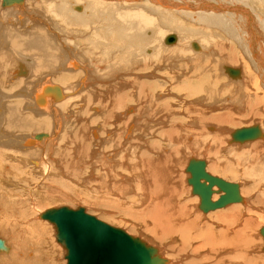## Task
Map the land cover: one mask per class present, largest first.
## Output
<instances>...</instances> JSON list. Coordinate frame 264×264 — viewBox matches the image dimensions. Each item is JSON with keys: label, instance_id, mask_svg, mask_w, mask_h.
Wrapping results in <instances>:
<instances>
[{"label": "bare ground", "instance_id": "6f19581e", "mask_svg": "<svg viewBox=\"0 0 264 264\" xmlns=\"http://www.w3.org/2000/svg\"><path fill=\"white\" fill-rule=\"evenodd\" d=\"M255 2L264 8V0H32V3L31 0H13L7 4L1 0L0 91L3 94L0 95V186L20 183L23 173L20 167L23 164L31 167L36 173L40 169L35 167L47 169V153H51L55 156L52 167L56 176H67L73 181L81 178L80 180L84 179L83 182L90 183L95 167L100 166L105 169V177H110L109 180L106 177L107 186L110 190L113 187L117 193L122 185L115 183V180L118 181L116 174L121 177L122 170L132 169L124 163L126 159H123V162L117 159L118 154L122 153V150L129 153L132 143L136 140L141 142L146 140V137L150 140L151 137L157 136L166 141V145L151 140H146L145 145H149L150 149L147 151L154 152V155L147 154L146 150V153L143 152V145L142 152L136 151L143 156L141 166L145 171L141 172V176L147 181L145 185L140 186V191L145 196L135 200L138 202L125 198L123 208L127 207L128 211L135 209V206L140 208L128 217L135 220V224L140 222L144 230L156 239H161L165 246L161 245V248L153 244L136 235L134 230L112 225L90 213L85 206H63L73 210L83 207L85 213L139 238L156 248V252L166 259L164 264H183L177 257H167L162 252L163 247L167 245L168 249V243L174 241L176 236L181 238L182 246H169V249L174 251L183 249V252L191 241L193 243V240L200 239L201 245H196L195 251L210 245L215 252L235 251V255L229 258L230 264H264V256H261L264 244H261V248L260 236L256 239L260 225L258 220H261L263 214H256L254 208L235 204L211 214V219L222 224L221 226H217L215 222L213 224L216 226L207 224L206 220L207 223H203L202 215L193 216L191 208L188 207L190 202L182 200L181 175L174 168L182 163L180 161L185 160L186 153L181 150L182 146H187L191 154H194L197 144L200 148L205 146V149L212 152L214 146L211 147V140L224 144L225 140L229 139L225 125L238 123V118L234 115L263 114L264 17L252 10ZM236 3L241 4L242 8L235 5ZM249 10L254 13V18L246 12ZM176 15L183 19L177 18ZM188 19L194 21L193 24H188ZM171 33L177 36L172 34L175 39L168 42L167 37ZM78 36L83 37H80V42L76 40ZM6 39H9V45ZM239 62L244 68L245 77L241 69L232 67L239 71L233 77L229 72L231 67H225L230 75L225 76L226 80H229L225 84L226 81L220 79L222 66L233 63L237 65ZM94 74H101L102 79L96 82ZM130 75H133L132 79H129ZM150 77L155 78L150 80ZM130 89L132 91L129 92ZM172 92L179 94L178 100L184 98L178 107L173 104L175 98L173 101L172 97H167L174 94ZM78 93L82 95L83 105H79V108L84 117L79 124L73 123V126H69L71 114L68 112H76L77 117L80 116V113L69 108L75 107L73 103L81 97L78 95L69 101L68 99L70 95ZM34 100L41 106L38 105L41 110L35 108L37 106ZM133 103H139V106L136 107ZM132 106H135L134 114H137V119L142 114L146 116L145 113L151 120L158 117L161 121L158 130L153 129L155 125L151 126V120L147 126L138 129L137 123L141 121L134 122L136 118L131 114ZM27 109L35 112L26 111ZM62 111H68L67 115L62 116V113H59ZM181 112L186 118L179 115ZM163 117L168 123L162 120ZM98 121H102V126L90 127ZM65 124L64 131L62 128ZM112 124L117 128L112 127V130L107 131L106 127ZM213 124L219 125L217 133L207 130H215ZM255 125L261 130L259 137L235 141L234 131L229 143L264 138L263 126ZM118 128L121 130L120 137L126 140L125 149H121V143L119 147L117 142V138L120 140L117 137ZM61 130L63 134L60 136ZM49 131L53 132L50 144H47L44 150L38 151L39 148L35 144L42 145L48 141L51 138ZM99 132L100 136L106 133L110 137L106 142H114L113 149L106 151L107 145L110 144L103 142L104 140L99 141L101 144L95 141L101 150L103 148L106 151V156L103 154L102 157H97L98 148L96 150L91 147L94 138L92 141L88 138V134L97 137ZM104 143L107 145L103 146ZM250 147L255 153L242 160L244 173L250 177L254 176L252 171H259L260 174L255 182L245 189L246 194L264 184V141L258 140ZM127 156L129 157V154ZM129 161L132 162L130 159ZM213 166L209 168L210 171L208 168L206 170L215 176L218 169ZM86 169L89 170V176L86 174L85 179ZM188 173L191 176V173ZM56 176L46 180L50 190L45 198L49 203L52 200H72L85 193L84 190L74 189L76 187L73 181H65ZM122 183L124 185V180ZM126 185L127 183L124 186ZM240 187L239 184L242 196L244 194ZM12 190L16 191L17 196L12 210L14 218L7 225V204L2 197L0 229L6 231L1 230L0 234L8 236L14 246L11 250L7 240L2 241L0 252L8 253L0 254V264H52L53 260L50 258L54 255L48 250L51 243L48 227L45 226L47 231L45 228L39 229L40 222L29 223L26 220L30 211L36 208V205L29 204L39 202L35 196L37 190L35 187L25 193L19 191V188ZM215 191L220 195L224 193L219 188ZM114 194L112 191V195ZM255 195L251 201L253 205L264 206V192ZM200 201V198L199 201L196 199V202ZM243 201L245 200L242 197L241 202ZM230 204L233 203L224 207ZM59 207L62 206L45 208L38 214V218L47 220L43 219L41 214L47 209ZM198 207L200 208V205ZM247 213L251 216L247 217ZM47 221L55 227V238L64 250V260L67 264V247L57 240L56 224ZM259 232L262 235L261 230ZM25 241L27 243L24 244ZM37 247L40 249L39 256H34ZM253 247L258 254L252 252L250 256L247 251ZM3 248L4 250H1Z\"/></svg>", "mask_w": 264, "mask_h": 264}, {"label": "rangeland", "instance_id": "374dc122", "mask_svg": "<svg viewBox=\"0 0 264 264\" xmlns=\"http://www.w3.org/2000/svg\"><path fill=\"white\" fill-rule=\"evenodd\" d=\"M31 3H32V0H31ZM255 5H253V11H255L256 13H259V15H261L262 17H264V8L260 7L258 2H255L254 3ZM235 5H237L238 7L242 8V5L239 4V3H236ZM0 8L2 9V6H1V0H0ZM3 8H7V7H3ZM172 8V7H171ZM252 10H249L246 11L247 13L250 14V16L252 18H254V13L251 12ZM230 12V11H229ZM253 14V15H251ZM177 18H181L183 19V17H181L180 15H176ZM194 21L188 19V24H193ZM89 33V32H88ZM174 34L176 35L175 33H171V35ZM170 35V34H169ZM177 36V35H176ZM80 37L82 36H78V38L76 40H79L80 42ZM83 38V37H82ZM7 41V44L9 45V39H6ZM99 53V52H97ZM95 55H93L94 57ZM99 56V55H98ZM234 64V63H233ZM233 64H227L225 66H222L223 67V73H221L220 75V79L226 82H224L225 84H227V82L229 80H226L225 76L226 75H229L226 70H225V67H233V68H238V69H241L242 70V75H244L245 77V71H244V68L241 64V62H239L237 65H233ZM224 65V64H223ZM177 70V69H176ZM220 72V70H219ZM24 75V74H23ZM66 76V74H64ZM131 77H129V79H132L133 78V75H130ZM230 76V75H229ZM233 77H235V75H233ZM93 78L96 82H99V80L102 79V75L101 74H94L93 75ZM144 78V76H143ZM151 79L150 80H153L155 77H150ZM223 78V79H222ZM92 79V78H91ZM157 79V78H156ZM148 80V79H146ZM56 81V80H55ZM97 85V83H96ZM132 91L131 89L129 90V92ZM174 94L172 95H169L167 96L168 98L171 99L172 97V100L173 98H175V102L173 103L174 106H177L178 107V104H180L181 102L180 101H183L182 98L178 100V97H179V94L177 95L176 92H172ZM3 93L0 91V95H2ZM51 95V94H50ZM49 95V96H50ZM75 95V96H74ZM74 95H70V98L68 99L71 100L73 98H76L78 97H81L79 98L77 101L75 100V104L73 103V105L75 107H70L69 109H72L73 111H77V113H80V116L77 117V115L75 114L76 112H68L71 114V118H70V121H68L69 123V126H73L74 124H79L80 121L83 120V117H84V113H81V109L79 108L81 105H83V102H82V95L80 93L78 94H74ZM182 96V95H181ZM166 97V98H167ZM184 99V98H183ZM62 100V99H61ZM81 100V101H80ZM190 100V98H189ZM174 101V100H173ZM74 102V101H73ZM177 102V103H176ZM34 104L35 107L37 110H41V109H38L40 108L38 105H37V102L34 100ZM135 104L136 107L139 106V103H133ZM80 105V106H79ZM135 106H132L133 108V111H131V114L134 115V118H136L137 114H134L136 112V109H135ZM238 107V105H236ZM78 109V110H77ZM80 109V110H79ZM124 109V108H123ZM220 110V109H218ZM26 111H29V112H35L33 111L32 109H27ZM123 111V110H122ZM67 112H59V113H62L61 115L64 116L65 114L67 115ZM64 114V115H63ZM82 114V115H81ZM73 115V116H72ZM132 115V116H133ZM136 115V116H135ZM146 116H144L142 114V116L139 117V119H135L134 122L137 123L138 120H140L141 122H138L137 124H139V127L138 129H141V128H144L145 126L148 125L149 121L151 120L147 114L145 113ZM180 116L186 118V115L184 113H180L179 114ZM236 118H238V123L237 124H232V125H225V131L226 133H228V138L229 139H226L225 140V143L223 144L222 142H214V141H210L211 142V147L214 146V150L211 152L207 149H205L206 147L204 146L203 148H200V145L197 144V147L195 149V152L194 154H191L190 151L188 150L189 148L187 146L184 145V147L182 146L181 147V150L183 151V153L185 154V160L183 161H180L182 163H179L177 165L174 166V168L176 170H178L177 172L181 175V198H183L182 200L184 201H188L190 202L189 203V208H191L190 210H192V215H202V216H205L202 217L201 216V221H203V223H207V224H213V222H215L216 224H218L217 226H221L222 224H220L219 222H217L216 220H212L211 219V214H215V212H219L220 210H225L226 208L228 207H231L233 205H240V206H247L248 208L252 209L254 208L256 214L257 213H261L263 214L261 216V220L259 219L258 222H260L259 224L262 225L260 226L259 225V229L257 228V234L258 236H256V239L258 240L259 236L261 238V244H264V238H262L263 236L260 234L259 230H261L260 228L264 226V206H260V205H256L251 202L252 201V197L256 196L255 194H258L259 192H264V184L258 188H256L255 191H252L250 194H246L245 193V189L246 188H249L250 186L249 185H252L256 178L258 177V175L260 174L259 171H252L253 173V177H250V176H247L245 173H244V168H243V165H242V160L249 156V155H252L255 153V151H253L251 149V145L255 144L258 142H261V141H264V138H259V139H256V140H252V141H246V142H235L233 144H230L229 143V140H232V133L237 130V129H240V128H243V127H248V126H251V125H255V124H260V126L262 125L263 128H264V111H263V114L261 116H254V115H250L248 113H241V114H236L234 115ZM254 116V117H253ZM77 117V118H76ZM138 117V116H137ZM144 117V118H143ZM241 117V118H240ZM183 118V119H184ZM145 119L146 122L144 121ZM159 118L156 117L154 119H152L150 122L151 126L152 124H154L155 126L153 127V129H156L158 130V128L161 126V121L158 120ZM143 120V121H142ZM163 121H165L166 123H168V120L166 118H162ZM188 121V119H186ZM154 122V123H153ZM159 122V123H157ZM240 122V123H239ZM263 122V123H262ZM74 123V124H73ZM99 123V124H98ZM98 123L95 125V123L91 124L90 127L92 128L93 126H95L94 128H96V126L100 127V125L102 124V121H98ZM215 126V130L213 129H209L207 128V130L211 133H217V129H219V125L217 124H213ZM102 126V125H101ZM112 127H115L114 124L112 125H109L107 126V131L109 130H112L111 128ZM104 128V127H103ZM117 127H115L116 129ZM64 131L66 130V124L64 125V127L62 128ZM113 129V130H115ZM63 130L60 131V136H61V133L63 134ZM120 129L118 128L117 131H118V136L120 138V140L117 138V142H119V147H120V143H121V149H125L126 148V140H124L123 138H121V130L119 131ZM38 130H34V132H37ZM217 131V132H216ZM263 131V130H262ZM45 133V132H43ZM137 133V131H136ZM36 134V133H35ZM48 134L51 135V138L46 141L45 143H43L42 145H37L35 144V146H37L39 149L38 151H41V150H44L45 149V146L48 144H50L49 142H51L52 140V135H53V132L49 131ZM102 134V133H101ZM120 134V135H119ZM34 135V134H33ZM58 135V137H60ZM88 134V138H90V140L92 141V139L94 141H92V145L91 147L92 148H96V150L99 149V152L97 153V157L100 156H104L105 155V152L108 150V151H111L113 149V145L114 142L113 141H109V142H106L105 140L106 139H110V137L107 136V134L105 133L104 135L100 136V132H99V135L97 137H92ZM121 136V137H120ZM92 137V138H91ZM223 137V136H222ZM100 138H103V139H100ZM100 140H104L103 142L107 143V144H110V145H107L104 143L103 146H106L107 145V149H105L106 151H104V149L102 148V150L98 147V144L97 143H100L99 142ZM124 140V141H123ZM135 140V139H134ZM146 140L150 141L151 142H155L156 141H159V143H161L162 145H166V141H163V139L161 138H158L157 136H153L151 137V139L149 140V137H146ZM146 140L144 141H137L136 142H133L132 143V149H129L130 151H128L129 153H127L126 150H122L123 152H125V154L122 152L120 154H118V158L117 159H121L122 162L125 160L124 163H126V165L129 166V168L131 167L132 169H128V170H122V176H124V178H121L118 174H116L117 176V180H115V183L118 184V186L122 185L121 189L122 192H120V190L117 191V193H115L113 187H111V190H110V187L107 186V183H106V177L107 179L109 180L110 177L106 176L105 177V169L102 168L100 166H96L95 167V171H94V175L91 177V182H83L84 179L80 180V179H74L76 181H73L71 180L69 177L67 176H56L55 174V171L53 170V167H52V162H53V158L55 157L53 154L51 153H47V156H49L48 158V162H49V165L47 167V169H42L40 167H35L36 169H40L38 170V172L36 173V171L34 172L31 167H27L26 165L23 164V166L21 165L20 167V170H23V173L21 174V180H20V183H11L9 184L8 186H0V199L2 197L5 198L6 201H4L6 204H7V208H6V211H5V214L7 216H9L8 220H7V225L10 223V221L14 218V212H12L13 210V207H15V200L17 198L16 196V191L12 190V188H14L15 190H18L19 188V191L25 193V191L29 192L30 191V188L31 189H34L35 187V190L36 191V199L39 200V202L37 203H34V204H29L31 206H34L36 205V208L33 210H31L30 212V215L27 217V222H40L38 223L39 224V229H44L47 231L48 229V233L50 235V239H51V243L49 245V248L48 250L50 251L51 255L53 254V256H51V260H53L52 264H65V260H64V250L63 248L61 247V245L56 241V238H55V234H56V230H55V227L53 226V224H51L50 222H48L47 220H42L40 218H38V214L43 211L45 208L49 207V206H63V205H68V206H74V207H78V206H85L87 208V210L100 217L101 219L111 223L112 225H116V226H120V227H124V228H127V229H131V230H134L133 232H135L136 235H140L142 236L144 239L146 240H149L150 242H152L153 244H156L157 246L161 247V245H164L165 246V243L161 241V239H156V237H154L151 233H149L148 231L144 230V228L141 226L140 222H137L136 224L134 222H136L135 220L133 221L130 217H128V215L134 211H139L140 208H135V209H131L130 211H128L127 207L126 209L123 208V204L125 202V198H127L126 200H139L140 198L144 197L145 194H142V192L140 191V186H143L145 185V182L147 181V179L144 178V176H141V172L143 173V166H141V161H142V154L140 153H136V151H140L142 152V150H144L143 152H145V150L147 151V149L149 148V145L146 147L145 145H147L146 143ZM97 143H96V142ZM94 142V143H93ZM102 142V144H103ZM112 142V143H111ZM145 142V143H144ZM144 143V144H143ZM57 144H58V140H57ZM59 144H63V143H59ZM97 146H95V145ZM136 144V145H135ZM143 145V149L141 148V146ZM109 146V147H108ZM222 146V147H221ZM240 146V147H239ZM64 147V145H63ZM137 147V148H136ZM238 147V148H237ZM98 148V149H97ZM139 148V149H138ZM142 149V150H141ZM150 149V148H149ZM27 149H25L26 151ZM103 152H101V151ZM264 150V149H262ZM150 151V150H148ZM147 151V154H152L154 155L155 153L154 152H148ZM218 151V152H217ZM102 155H100V154ZM127 153V154H126ZM146 153V152H145ZM154 153V154H153ZM104 154V155H103ZM129 154V157L126 155ZM138 154V155H137ZM136 155V156H135ZM106 156V155H105ZM151 156V155H150ZM115 158V156H114ZM127 158H129L133 163L132 165V162H128ZM177 158V157H176ZM192 158H196V159H201V160H205L206 161V168H209L211 166L213 167H216L218 169V172L215 173V176H218V177H222L224 179H226L227 181L229 180L230 182H237L241 185V190L243 191V194L242 197L245 201L243 202H240V203H233V204H230L224 208H220V209H215V210H209V211H204L202 210L201 208H199L198 206L200 205L199 202H196V199H198L199 201V198L201 199V197L198 195V194H195L193 193L192 189V185L189 184L188 182V179L191 177L190 174L186 171V168L189 164V161L192 159ZM38 159L40 160V157L38 156ZM101 159V158H99ZM124 159V160H123ZM120 160V161H121ZM136 160V161H135ZM131 163V165H130ZM218 165V166H217ZM90 166H92L90 164ZM90 166H88L89 170H90ZM179 166V167H178ZM182 166V167H181ZM49 168V169H48ZM100 168V169H99ZM32 171H30V170ZM89 170L86 169L85 171V174H84V178L86 179L87 176L86 174L89 176ZM101 170V171H100ZM118 170V166L116 167V172ZM131 170H134V171H131ZM207 170V171H208ZM27 171V173H26ZM88 171V172H87ZM210 171V170H209ZM51 172V173H50ZM115 172V173H116ZM13 173V172H12ZM212 172H210L211 174ZM233 173V175H232ZM54 175L62 180H65V181H70V182H74L73 185L74 189L76 190H81L84 192V194H81V197H74L72 200H68V201H65V200H60V201H55V200H52L50 203L49 201L47 200V195L49 193V187L48 186V183L46 184V180L48 179H52V178H55ZM144 175V174H142ZM213 175V173H212ZM120 178H119V177ZM29 177H32V179H30ZM143 181H141V179ZM183 178V179H182ZM120 179V180H119ZM122 179V181H121ZM126 179V180H125ZM124 180V185L127 183L126 186L123 185V183L121 184V182H123ZM183 180V181H182ZM80 181V182H79ZM82 181V182H81ZM126 181V182H125ZM128 181V182H127ZM27 182V184H26ZM77 182V184L75 183ZM104 182V183H102ZM142 182V183H140ZM81 183V184H80ZM120 183V184H119ZM129 183V185H128ZM17 184H22L21 187H19V185ZM30 184V185H29ZM103 184V185H101ZM143 184V185H142ZM29 187H27V186ZM76 185V186H75ZM138 185V186H137ZM16 186V187H15ZM25 186V187H24ZM87 186V187H86ZM124 186V187H123ZM131 189H129V187ZM249 186V187H248ZM130 190H128L127 188ZM263 187V189H261ZM118 188V187H117ZM137 188V189H136ZM260 188V189H259ZM113 189V190H112ZM126 192H130V193H126ZM215 190H218V187L215 186ZM80 191V192H81ZM112 191H113V194L112 195ZM131 192H133L134 194H132ZM255 192V193H254ZM120 193V194H118ZM140 193V194H139ZM122 194V196H121ZM126 194V195H125ZM133 195V197H130V195ZM142 194V195H141ZM125 195V196H124ZM118 196V197H116ZM129 196V197H128ZM142 196V197H141ZM220 196V193H217L216 191L213 193V198L214 200L218 199V197ZM25 197V195H24ZM185 197V198H184ZM246 197V199H245ZM249 197V198H248ZM120 198V199H119ZM123 198V199H122ZM78 199V200H76ZM80 199V200H79ZM194 199V200H193ZM117 202V203H116ZM119 202V203H118ZM135 202H138V201H135ZM201 202V201H200ZM251 202V204H250ZM71 203V204H70ZM252 207H251V206ZM71 206V207H72ZM250 206V207H249ZM196 207V208H195ZM30 209V207H29ZM195 209V210H194ZM261 209V210H260ZM195 211V212H194ZM198 211V212H197ZM201 211V212H200ZM203 213V214H202ZM248 215V216H247ZM247 217L251 216L250 213H247L246 214ZM210 217V218H209ZM38 219V220H37ZM205 220L207 222H205ZM209 220V221H208ZM215 223L213 225H215ZM43 225V226H42ZM47 226L48 228L46 229ZM135 226V227H134ZM216 226V225H215ZM133 227L135 229H133ZM6 231V229H0V233H2V231ZM256 232V231H255ZM0 239L4 242L6 239L7 242H8V246H11V250L14 246L13 242L7 238L8 236H5L3 234H0ZM176 239L174 241H171V243H168V249H167V245L166 247H163V250L162 252L164 253V255H166L167 257L170 255H172L174 258L178 259V260H181L183 264H230L229 263V258L231 256H234L235 255V251H230V250H223V251H220V252H215V249L214 251L211 249L210 245L206 246V248L204 249H200L198 251H195L196 249V245L197 247L200 246L201 244V240H193V243L192 241L188 244V246L185 248V251L182 252L183 249H181L180 251L179 250H172V249H169V246H177L178 244L180 245L181 244V238L176 236L175 237ZM28 241V239H27ZM27 241L24 242L27 243ZM30 241V239H29ZM28 241V242H29ZM162 242V243H161ZM197 242V243H196ZM29 244V243H28ZM170 244V245H169ZM200 244V245H199ZM178 245V246H179ZM182 246V244L180 245ZM195 247V248H194ZM263 247V245H261V248ZM4 248H5V243H4ZM1 249V250H4ZM193 248V250H192ZM187 249V250H186ZM198 249V248H197ZM233 249V248H232ZM254 247L252 248V250L250 251H247V253L251 256V253L254 252L255 254H258V252L254 251L253 250ZM10 250V251H11ZM39 247L36 248L35 250V253H34V256H39ZM173 251V252H172ZM178 251V252H177ZM194 251V252H193ZM208 251V252H207ZM263 251V250H262ZM213 252V253H212ZM230 252V253H229ZM232 252V254H231ZM5 253H8V252H0V254H5ZM215 253V254H214ZM215 258H214V255ZM213 258H212V257ZM261 256L263 257L264 256V251L261 253ZM172 258V257H171ZM216 262V263H215Z\"/></svg>", "mask_w": 264, "mask_h": 264}, {"label": "water", "instance_id": "95a60500", "mask_svg": "<svg viewBox=\"0 0 264 264\" xmlns=\"http://www.w3.org/2000/svg\"><path fill=\"white\" fill-rule=\"evenodd\" d=\"M13 0H4L10 3ZM20 1V0H14ZM174 35L167 37L174 41ZM233 75L238 70L229 68ZM258 125L235 130L233 139L245 141L260 136ZM191 173L188 182L193 186V193L201 197L200 208L204 211L224 207L229 203L241 202L239 184L214 176L206 170V161L192 158L186 169ZM217 186L224 193L217 200H212ZM43 219L54 222L57 226V240L67 247V264H164L156 248L147 245L139 238L132 237L123 229L114 227L84 212L83 207L73 210L68 206L50 208L41 214ZM264 237V226L261 228ZM3 246L0 240V247Z\"/></svg>", "mask_w": 264, "mask_h": 264}]
</instances>
